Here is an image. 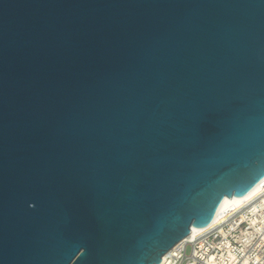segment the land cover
I'll use <instances>...</instances> for the list:
<instances>
[{
  "label": "water",
  "instance_id": "water-1",
  "mask_svg": "<svg viewBox=\"0 0 264 264\" xmlns=\"http://www.w3.org/2000/svg\"><path fill=\"white\" fill-rule=\"evenodd\" d=\"M264 185V0H0V264H156Z\"/></svg>",
  "mask_w": 264,
  "mask_h": 264
},
{
  "label": "built area",
  "instance_id": "built-area-1",
  "mask_svg": "<svg viewBox=\"0 0 264 264\" xmlns=\"http://www.w3.org/2000/svg\"><path fill=\"white\" fill-rule=\"evenodd\" d=\"M156 264H264V188L212 227L179 240Z\"/></svg>",
  "mask_w": 264,
  "mask_h": 264
},
{
  "label": "bare ground",
  "instance_id": "bare-ground-1",
  "mask_svg": "<svg viewBox=\"0 0 264 264\" xmlns=\"http://www.w3.org/2000/svg\"><path fill=\"white\" fill-rule=\"evenodd\" d=\"M262 188H264V185L260 186V187H259L255 192H253L252 194L249 193L250 196L244 201V203L247 202L249 199H251L253 196L257 195V194L262 190ZM244 203H243V204H244ZM228 209H229V206H227V207L224 209V212L229 211ZM206 228H209V227H208L207 225H204L199 231H195V227H192L191 230H190V232H189V234L187 235V237H192V236L196 235L197 233H199V232L205 230Z\"/></svg>",
  "mask_w": 264,
  "mask_h": 264
},
{
  "label": "rangeland",
  "instance_id": "rangeland-1",
  "mask_svg": "<svg viewBox=\"0 0 264 264\" xmlns=\"http://www.w3.org/2000/svg\"><path fill=\"white\" fill-rule=\"evenodd\" d=\"M189 250H190V248H189V246L186 248V252L187 253H189Z\"/></svg>",
  "mask_w": 264,
  "mask_h": 264
}]
</instances>
